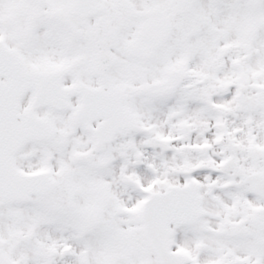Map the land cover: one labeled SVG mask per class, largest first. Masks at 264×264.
Returning a JSON list of instances; mask_svg holds the SVG:
<instances>
[{"label":"snow or ice","instance_id":"obj_1","mask_svg":"<svg viewBox=\"0 0 264 264\" xmlns=\"http://www.w3.org/2000/svg\"><path fill=\"white\" fill-rule=\"evenodd\" d=\"M0 264H264V0H0Z\"/></svg>","mask_w":264,"mask_h":264}]
</instances>
